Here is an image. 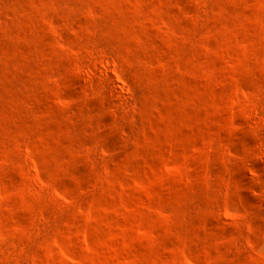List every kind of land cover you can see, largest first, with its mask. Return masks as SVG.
<instances>
[{
    "label": "rangeland",
    "instance_id": "1",
    "mask_svg": "<svg viewBox=\"0 0 264 264\" xmlns=\"http://www.w3.org/2000/svg\"><path fill=\"white\" fill-rule=\"evenodd\" d=\"M0 264H264V0H0Z\"/></svg>",
    "mask_w": 264,
    "mask_h": 264
}]
</instances>
